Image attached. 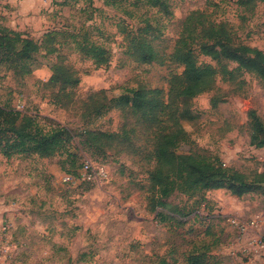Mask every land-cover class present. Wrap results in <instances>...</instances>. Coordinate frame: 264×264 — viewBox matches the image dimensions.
Returning <instances> with one entry per match:
<instances>
[{
  "label": "rangeland",
  "instance_id": "374dc122",
  "mask_svg": "<svg viewBox=\"0 0 264 264\" xmlns=\"http://www.w3.org/2000/svg\"><path fill=\"white\" fill-rule=\"evenodd\" d=\"M166 4L0 0L1 26L16 24L17 31L55 49L33 53L23 74L17 73L20 67L0 64V106L36 116L45 128L64 127L74 143L70 155L8 159L0 152V259L5 264H189L190 254L203 251L210 264H264V256L242 250L246 244L231 222L260 216L264 235V183H254L242 196L228 188L175 191L164 206H154L150 171L161 127L118 105L127 89H158L168 101L172 82L183 71L171 55L193 12L206 23H223L233 44L264 52V4ZM127 34L151 41L160 61H135L127 51ZM92 46L103 48L108 61L95 63ZM219 50L203 54L196 47L199 62L219 68ZM220 61L235 70L233 77L219 73L213 90L178 102L186 116L180 119L185 135L176 152L218 158L223 168L250 182L264 172V148L250 143L249 116L254 110L264 123V79L232 60ZM55 65L69 68L79 83L52 81ZM86 162L97 173L91 182L80 177ZM68 176L76 181H66ZM4 222L10 224L5 232Z\"/></svg>",
  "mask_w": 264,
  "mask_h": 264
},
{
  "label": "trees",
  "instance_id": "16d2710c",
  "mask_svg": "<svg viewBox=\"0 0 264 264\" xmlns=\"http://www.w3.org/2000/svg\"><path fill=\"white\" fill-rule=\"evenodd\" d=\"M68 1L71 0H63V3ZM86 1L92 4L94 0ZM102 1L114 4V0ZM256 1L264 4V0H240V3L249 5ZM147 3L154 7L167 8L166 0H147ZM200 15L193 12L187 17L171 55V60L182 65L183 71L181 75L175 76L168 101L165 102L160 97V90L143 88L127 89L118 100L119 106L139 112L152 125L161 127L157 133L156 165L150 171V181L156 191L152 198L154 206H164V199L169 198L175 191L188 194L198 190L228 188L235 195L242 196L252 190L254 183H264V172L248 182L243 173L223 168L218 158L176 152L179 141L185 135L180 119L185 118L186 114L183 116L182 112L179 113V100H190L213 90L219 73L226 78L235 74V70H230L227 64L220 61L221 57L236 62L239 68L254 72L264 79V52L248 45L233 44L223 23H206L198 18ZM127 39V51L135 61L144 64L160 61L158 51L151 41L129 34ZM216 46L220 49L217 53L219 68L212 64L200 63L196 47L203 54H208ZM43 48L48 53L55 51L54 48L44 47L43 43L28 38L20 31L0 25V64L8 65L7 68L16 70L20 67L21 70L17 73H26L24 70L29 66L32 54ZM105 53L100 46H92L90 55L95 63L103 64L108 61ZM73 75L74 72L69 68L55 65L51 80L76 85L79 78ZM213 105H216L215 100ZM249 116L253 126L250 143L255 148H264V123L254 110L249 112ZM73 145V137L66 128H45L36 116L0 106V152L6 158L9 159L14 154H37L41 157H52L60 153L70 155V147ZM188 262L210 264L204 251L190 254Z\"/></svg>",
  "mask_w": 264,
  "mask_h": 264
},
{
  "label": "built area",
  "instance_id": "2783aa9c",
  "mask_svg": "<svg viewBox=\"0 0 264 264\" xmlns=\"http://www.w3.org/2000/svg\"><path fill=\"white\" fill-rule=\"evenodd\" d=\"M97 173L93 170L91 164L86 162L84 165V171L81 174V178L84 181H89L95 179L94 175ZM101 173H104L103 171ZM66 181L75 182L71 177H66ZM231 222L233 227L237 230L239 235V240L243 239L244 244H246L242 250L248 254H254L256 256H264V235L260 232L262 227V221L260 216L251 219H241V218H232ZM10 228L8 222L2 223L1 230L3 232L7 231ZM0 264H5L3 260L0 259Z\"/></svg>",
  "mask_w": 264,
  "mask_h": 264
},
{
  "label": "crops",
  "instance_id": "0c3cea01",
  "mask_svg": "<svg viewBox=\"0 0 264 264\" xmlns=\"http://www.w3.org/2000/svg\"><path fill=\"white\" fill-rule=\"evenodd\" d=\"M8 27H12L13 29L19 30V27H17L16 24L15 26H8Z\"/></svg>",
  "mask_w": 264,
  "mask_h": 264
}]
</instances>
